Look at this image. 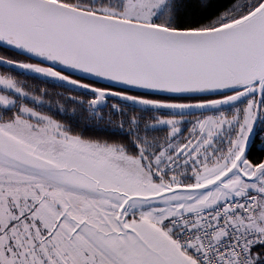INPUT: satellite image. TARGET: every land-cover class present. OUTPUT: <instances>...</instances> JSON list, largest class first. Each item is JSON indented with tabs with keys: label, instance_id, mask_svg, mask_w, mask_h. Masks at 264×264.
<instances>
[{
	"label": "snow or ice",
	"instance_id": "6c2138e0",
	"mask_svg": "<svg viewBox=\"0 0 264 264\" xmlns=\"http://www.w3.org/2000/svg\"><path fill=\"white\" fill-rule=\"evenodd\" d=\"M0 264H264V0H0Z\"/></svg>",
	"mask_w": 264,
	"mask_h": 264
},
{
	"label": "trees",
	"instance_id": "16d2710c",
	"mask_svg": "<svg viewBox=\"0 0 264 264\" xmlns=\"http://www.w3.org/2000/svg\"><path fill=\"white\" fill-rule=\"evenodd\" d=\"M222 2L226 4L227 3V0H222ZM34 82H38V81H34ZM38 85H41L42 87H45V86H47L49 88L52 87L51 85H44V84H41L40 82H38Z\"/></svg>",
	"mask_w": 264,
	"mask_h": 264
},
{
	"label": "flooded vegetation",
	"instance_id": "af4514ba",
	"mask_svg": "<svg viewBox=\"0 0 264 264\" xmlns=\"http://www.w3.org/2000/svg\"><path fill=\"white\" fill-rule=\"evenodd\" d=\"M33 83H36V84H38V82H34V81H33ZM39 86H40V87H42L41 85H39Z\"/></svg>",
	"mask_w": 264,
	"mask_h": 264
}]
</instances>
